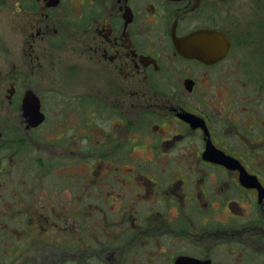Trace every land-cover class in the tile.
<instances>
[{"label":"flooded vegetation","instance_id":"1","mask_svg":"<svg viewBox=\"0 0 264 264\" xmlns=\"http://www.w3.org/2000/svg\"><path fill=\"white\" fill-rule=\"evenodd\" d=\"M4 10L0 264H264V78L229 60L254 35L232 36L209 0ZM196 29L224 33L226 54H181L173 38Z\"/></svg>","mask_w":264,"mask_h":264},{"label":"rangeland","instance_id":"2","mask_svg":"<svg viewBox=\"0 0 264 264\" xmlns=\"http://www.w3.org/2000/svg\"><path fill=\"white\" fill-rule=\"evenodd\" d=\"M209 2L214 3V9L218 13V24L223 26L232 36L240 35L239 32L241 34L247 32V35L255 36L254 38L250 37V48L245 49V51L243 49L240 50L235 41L229 60L234 58L249 59L251 74L257 79L264 78V65H262L264 63V40L256 37V35L259 36L260 34L255 32L260 31L258 27H264V0H209ZM9 25L8 11H0V72L2 73L0 78V119L2 120L9 117V114L5 112L8 111V107L14 105L8 101L7 93L4 90V87H7V82L3 76L9 72L11 66V59L8 55ZM256 150L259 151L260 148ZM261 152L264 153L263 150ZM1 254L3 255L4 252H1ZM228 258H231V256L228 255ZM39 261L38 264H44L42 260ZM21 263L18 260L15 264ZM26 264L32 263L27 262Z\"/></svg>","mask_w":264,"mask_h":264},{"label":"water","instance_id":"3","mask_svg":"<svg viewBox=\"0 0 264 264\" xmlns=\"http://www.w3.org/2000/svg\"><path fill=\"white\" fill-rule=\"evenodd\" d=\"M175 48L183 55L194 57L201 61L210 62L221 50L219 58L224 56L229 47V39L224 33L212 30L196 29L183 38H173ZM219 44V50H218ZM221 45V49H220ZM33 106V109H31ZM35 106V107H34ZM24 116H30V122L37 124L43 120V115L39 111V101L36 97L26 94L22 103ZM224 155V154H223Z\"/></svg>","mask_w":264,"mask_h":264}]
</instances>
